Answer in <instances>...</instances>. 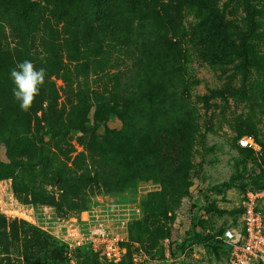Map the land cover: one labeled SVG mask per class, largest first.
<instances>
[{
  "label": "rangeland",
  "instance_id": "1",
  "mask_svg": "<svg viewBox=\"0 0 264 264\" xmlns=\"http://www.w3.org/2000/svg\"><path fill=\"white\" fill-rule=\"evenodd\" d=\"M20 1L0 0V264H69L68 253L107 264L88 245L100 232L121 240L118 264H229L219 237L241 228L246 191L264 187V0H162L166 12L140 21L150 49L138 36L137 49H93L76 64L59 52L63 70L47 76L56 107L66 116L86 103L93 133L69 134L61 152L41 119L30 134L13 122L24 113L10 71L30 59L21 28L35 17L22 20ZM54 19L39 20L35 35L48 61L62 26ZM147 88L152 98L139 102L149 105L120 108L121 94ZM115 99L94 123L95 106ZM244 136L262 156L239 146Z\"/></svg>",
  "mask_w": 264,
  "mask_h": 264
},
{
  "label": "trees",
  "instance_id": "2",
  "mask_svg": "<svg viewBox=\"0 0 264 264\" xmlns=\"http://www.w3.org/2000/svg\"><path fill=\"white\" fill-rule=\"evenodd\" d=\"M244 2L246 8H249L248 0H244ZM159 7L162 12H166L168 9L167 3L162 0H22L16 3L13 8L16 9L23 21L35 15L33 23L23 24L21 29L25 32L24 45L27 49V56L30 57L29 60H32L31 62L37 69L43 68L46 72L44 86L47 90L40 91L31 108L26 112L22 110L24 114L15 113L13 122L22 124L21 127L28 129L25 132L30 134V122L38 123L41 119L48 131L46 136L53 142L54 149L59 152L71 150L70 144L67 143L68 135L71 133L80 132L93 136L92 130L86 128L85 120H83L90 110L86 103L77 106L75 113L66 116H64L62 109L56 107V93L53 83L48 81L47 76L56 75L63 70V60L59 52H65L68 61L76 64L79 60L89 57L93 49L102 50L106 47L107 49H131L132 47L137 49L138 42L134 39H137L138 36L145 40L147 49H150L149 38L144 39L143 34L145 32L143 33L142 30L145 29H141L140 21H142L143 13L147 15L148 19L157 15L159 17L160 12L157 10ZM49 16L55 18L56 23L62 24L60 29H54L51 32L52 35H49L52 39H49L46 49L50 47L56 54L54 58L49 60L50 62L41 56V51H37L39 45L43 46L44 38L35 36L42 30L38 27L39 20ZM44 21L47 22V19ZM133 37L135 38L133 39ZM111 42L114 45L109 48L108 43ZM171 45L175 44L170 43ZM77 67L80 70L87 69L88 64H81ZM167 69V72L175 73L173 66H167ZM154 90V88L151 90L147 88L145 90L147 94L144 95L142 91L140 93L135 91L127 97L121 94L119 97L121 98L120 108L124 111L126 108L130 110L137 100L139 104L149 105L150 103L146 101L139 102V99L141 96L151 97L150 93L153 94ZM166 96L169 100L173 99L175 94H170V97ZM116 98L118 97L116 96ZM117 101L118 99L112 101V106L109 107L105 105L95 106L93 122L96 123L101 111L109 112L116 108ZM38 112H41L39 118L36 115ZM96 140L97 138L93 137L90 142ZM40 142L43 145H50V142L44 144V139H40ZM79 157L81 155L77 156L76 159ZM46 159L50 160L48 157ZM262 159L264 162L263 157ZM80 176L82 177V175Z\"/></svg>",
  "mask_w": 264,
  "mask_h": 264
},
{
  "label": "built area",
  "instance_id": "3",
  "mask_svg": "<svg viewBox=\"0 0 264 264\" xmlns=\"http://www.w3.org/2000/svg\"><path fill=\"white\" fill-rule=\"evenodd\" d=\"M238 143L241 148L251 149L262 156L261 148L252 136H244ZM263 207L264 188L247 190L242 201L241 228H227L219 237L228 249L229 264H264ZM88 245L107 264L120 263L126 252L118 237L104 232L90 236ZM163 246V256L170 259V243L167 241ZM138 257L139 254L133 255L132 262ZM68 258L69 264H76L71 253Z\"/></svg>",
  "mask_w": 264,
  "mask_h": 264
},
{
  "label": "clouds",
  "instance_id": "4",
  "mask_svg": "<svg viewBox=\"0 0 264 264\" xmlns=\"http://www.w3.org/2000/svg\"><path fill=\"white\" fill-rule=\"evenodd\" d=\"M45 77V70L37 69L30 60L20 62L10 71V79L14 84L13 96L22 110L27 111L31 108L45 83Z\"/></svg>",
  "mask_w": 264,
  "mask_h": 264
}]
</instances>
